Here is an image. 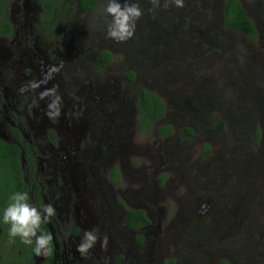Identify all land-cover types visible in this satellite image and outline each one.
Here are the masks:
<instances>
[{
    "label": "flooded vegetation",
    "instance_id": "af4514ba",
    "mask_svg": "<svg viewBox=\"0 0 264 264\" xmlns=\"http://www.w3.org/2000/svg\"><path fill=\"white\" fill-rule=\"evenodd\" d=\"M79 1L0 0V144L18 150L26 187L24 192L28 193L29 202L38 209L51 203L56 209L52 221L41 225L43 233L53 236L52 252L42 258L35 254L34 243L25 245L19 237L9 243L10 225L4 224L0 216V264H106V259L107 264H197L207 257L197 249V245L204 242L198 240L201 237L196 232L189 230L193 223L212 217L211 211L215 207L210 201L199 202L197 194L215 195L218 189L196 173L188 191L193 197L188 199L187 196L184 200L177 216L178 225L175 222V227L162 236L158 223L164 214L156 209V191L165 182L160 179L140 183L141 172L132 170L134 161H129L128 157L131 159L138 154L139 143L148 136L154 140L148 144L153 173L160 166L175 170L173 163L181 164L185 160L191 147H182L181 141L196 138L198 125H209L212 119L213 110L205 115L204 110L207 112L208 109L203 108L201 97L195 96L198 89H203L202 83L198 85L196 81L203 78H195L186 72L182 74L178 69L179 63L183 62V50H186L184 54L189 53L184 39L174 38L177 50L171 46L166 50L165 41L154 38L167 40L168 37L150 36V31L143 37L136 29L131 39L120 43L114 41V44L96 30L97 35L93 31V37L91 29L90 37L88 29L93 26L90 17L96 10H101L104 3L98 0L83 13ZM191 1L184 0L180 15L191 14L193 8L185 10ZM226 3L227 0L221 12L223 24ZM157 13L170 12L161 9ZM251 16L259 36V17L252 11ZM3 17L7 23L1 21ZM191 34L192 29L185 36L194 38ZM112 47H118L126 55L119 79L109 75ZM102 51L109 52L112 57L107 63ZM168 61L170 67L166 69ZM212 63L210 61V65ZM50 67L59 69L54 78L36 92L20 91L28 81L42 79ZM196 71L200 72L199 68ZM180 81H184L183 84L175 86ZM161 85L166 88L165 97L155 94ZM54 86H57L63 104L61 116L51 120L45 115L48 101L39 100L37 94ZM144 90L165 103L163 116L152 120L148 131L142 129L140 120ZM205 94L202 91L201 96ZM190 95L192 102L186 107L182 103L185 99L189 102ZM228 123L223 118L215 123L214 131H226ZM143 127L148 128L147 125ZM134 144L137 149L133 150ZM205 145H208L209 153H206ZM95 151L96 154L91 155ZM211 151L210 145L205 143L201 157H208ZM121 152H124L123 157ZM143 163L141 159L138 164ZM209 165L213 170L211 175L216 179L219 170L217 172L214 165ZM135 182L139 183L138 188H134ZM4 201L5 197L0 202V212L2 206L6 208L9 204ZM142 206L145 210L140 208ZM129 210L144 212L148 222L130 226ZM107 211L113 212V219ZM223 217L226 216L219 220ZM106 219L110 223L108 226L104 224ZM94 227L99 229L101 240L108 237L107 247L102 250L98 241L88 258H84L76 251V245L83 233ZM111 230L118 232L117 242H114L116 237ZM170 249L173 253L165 260ZM245 256L248 255H242ZM222 259L237 264V259L230 253H221L216 264Z\"/></svg>",
    "mask_w": 264,
    "mask_h": 264
},
{
    "label": "rangeland",
    "instance_id": "374dc122",
    "mask_svg": "<svg viewBox=\"0 0 264 264\" xmlns=\"http://www.w3.org/2000/svg\"><path fill=\"white\" fill-rule=\"evenodd\" d=\"M197 1L192 0L185 9L190 11L193 8L191 14H184L182 11L183 14L180 15L181 8L175 5L164 8V0H160L161 6L155 12L149 10L152 8L150 0H131L138 3L143 12L137 22V34L144 37L148 36L150 31V36H167V40L162 37L154 38L156 41L164 40L166 50H170L169 46L177 50L174 38L185 40L189 53L184 54L186 50H183L184 63L180 62L178 69L182 74L186 72L195 75V78H203L193 80L198 85L202 83L203 87L202 90L196 91L195 96L201 97L203 108L208 109L207 112L204 110L205 115L211 113L209 110H213L212 119L209 125H198L196 138L181 141L180 145L186 149L191 147V151L181 164L176 161L173 163L175 170H166L160 166L159 170L153 173L154 164L150 160L148 144L154 140L148 136L143 137L138 149L137 145H133V150L136 148L138 154L128 158L129 161H134L132 170L141 172L140 183L146 184L150 180L157 182L160 179L165 182L161 183L156 191V209L164 214L160 216L158 223L161 225L162 236L175 227V222L178 225L177 216L184 200H187V196L188 199L193 197L188 191L191 178L196 173L210 183L211 187L218 189L215 195L203 192L197 194L200 197L199 202L210 201L211 205L215 206L211 211L212 217L207 216L203 222L193 223L189 230L196 232L201 237L198 240L204 242L197 245V249L207 257L197 264H216V259L221 253L233 255L237 264H244L245 261L248 262L246 264H264V0H241L252 22L254 18L251 11L259 17L257 25L260 35L254 39L224 27L221 12L226 0ZM120 2L123 3V0ZM161 9L170 13L160 15L157 12ZM174 12L178 16H173ZM90 21L93 24L92 28L90 26L88 29L90 37L91 29L92 35L96 30L100 35L107 36L106 24L110 22V18L102 15V9L96 10ZM190 29L193 30L191 35L195 37L188 39L185 35L189 34ZM202 32L206 34L201 35ZM110 42L114 44V40ZM118 47H112L113 59L109 75H112L113 79L120 78L126 59L125 53ZM94 48L97 50V46ZM210 61L213 62L211 65ZM168 63L166 69L170 67V62ZM198 68L200 72L196 71ZM157 69L160 72V69ZM183 82L180 81L175 86ZM158 89L155 94L165 97V86L161 85ZM202 91L206 93L204 96H201ZM189 97V102L185 99L182 103L186 107L192 102L191 95ZM219 111L221 114H214ZM196 113L198 114V111ZM223 118L231 125L228 123L229 129L216 133L214 125ZM257 129H260L258 139ZM205 143L210 145L212 151L208 157H201ZM121 153L123 157L124 152ZM95 154L96 151L91 155ZM141 159L144 163L138 164ZM209 164L214 165L217 172L219 170L216 179L211 175L213 170ZM241 170L246 171L240 174ZM133 186L138 188L139 183L135 182ZM122 188L126 190L125 187ZM140 208L145 210L143 206ZM106 213L113 219V212ZM221 216L226 217L219 220ZM104 224L110 225L107 219ZM119 231L122 232V229L119 228ZM111 233L116 237L114 242H117L118 232L111 230ZM167 253L165 260L173 253L172 249ZM238 254L248 256L242 257ZM183 260L185 261L184 257Z\"/></svg>",
    "mask_w": 264,
    "mask_h": 264
},
{
    "label": "clouds",
    "instance_id": "9594fccd",
    "mask_svg": "<svg viewBox=\"0 0 264 264\" xmlns=\"http://www.w3.org/2000/svg\"><path fill=\"white\" fill-rule=\"evenodd\" d=\"M150 2L152 8L149 10L152 12H155L161 6L160 0H150ZM172 5L182 8L184 7V0H164V8ZM102 15L110 18V22L107 25V38L120 43L126 42L134 36L137 22L143 12L139 4L131 2V0H123V3L120 0H104ZM58 71V68L50 67L42 79L28 81L21 87L20 91L36 92L42 85L54 78V73ZM37 95L39 100L48 101L45 115L51 120L58 119L62 114L63 100L58 93L57 86L45 89ZM74 99H79V97H74ZM9 200L10 202L4 209L2 216V222L10 225L8 233L10 237L9 243H14L15 238L19 237L25 245H33L34 243V252L37 256L50 255L53 236L43 233L41 225L52 221L56 215L55 207L48 203L38 209L29 202L28 193L22 191L12 193ZM98 232L99 229L94 227L83 233L80 243L76 245V251L82 257L88 258L90 250L98 241L101 247L106 249L108 237L104 236L101 240Z\"/></svg>",
    "mask_w": 264,
    "mask_h": 264
},
{
    "label": "trees",
    "instance_id": "16d2710c",
    "mask_svg": "<svg viewBox=\"0 0 264 264\" xmlns=\"http://www.w3.org/2000/svg\"><path fill=\"white\" fill-rule=\"evenodd\" d=\"M98 0H80L79 6L83 13L88 11L90 8L96 5ZM4 14V13H2ZM225 26L238 30L244 35L257 38L258 32L251 21L250 17L247 14V11L243 7L241 0H227L225 9L223 12ZM2 22L7 23L6 18L1 19ZM102 55L105 59V63L111 60V55L107 51H102ZM140 120L141 127L143 130H149L151 121L159 119L163 116L165 111V103L160 97H156L151 92L144 90L142 95V103L140 106ZM147 125L148 128L143 127ZM224 128V124L221 126ZM163 127L160 128V134L162 133ZM259 129L257 131V139L259 138ZM192 134V132L190 133ZM206 153H209L208 145H205ZM24 180L22 177L21 166L18 159V150L13 147H6L5 145L0 144V202L3 197L6 201L3 203L10 202L9 197L12 193L16 191H22L26 189ZM5 206H2V212L0 216L2 217ZM128 224L140 225L148 222L147 217L144 212L139 211L135 212L129 210ZM2 220V219H1ZM219 264H231L226 259H222Z\"/></svg>",
    "mask_w": 264,
    "mask_h": 264
}]
</instances>
